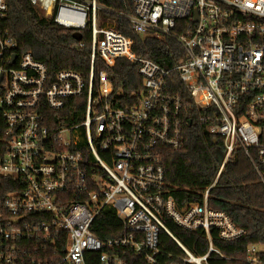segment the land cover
I'll list each match as a JSON object with an SVG mask.
<instances>
[{
	"label": "built area",
	"instance_id": "2783aa9c",
	"mask_svg": "<svg viewBox=\"0 0 264 264\" xmlns=\"http://www.w3.org/2000/svg\"><path fill=\"white\" fill-rule=\"evenodd\" d=\"M28 1L57 26L89 34V73L86 83L70 70L49 77L0 32V264H126V251L147 264H174L159 259L160 231L186 254L184 262L205 264L206 256L192 257L171 235L165 219L207 237L217 230L224 241L242 237L207 205L216 180L193 177V189L168 188L163 161L182 143L190 99L199 122L221 138L219 171L242 152L264 187V0H131L128 14L98 0ZM5 13L0 0V19ZM120 19L138 35L172 40L179 50L173 67L137 57ZM95 59L106 68L119 59L136 64L141 89L129 94L132 103L119 106L121 93L112 95L106 70L94 91ZM172 74L181 91H173ZM77 99L82 120L66 126L58 118L55 125L49 114ZM104 210L114 213L122 234L101 241L92 225ZM263 251L248 246V262L257 264Z\"/></svg>",
	"mask_w": 264,
	"mask_h": 264
},
{
	"label": "trees",
	"instance_id": "16d2710c",
	"mask_svg": "<svg viewBox=\"0 0 264 264\" xmlns=\"http://www.w3.org/2000/svg\"><path fill=\"white\" fill-rule=\"evenodd\" d=\"M6 13L0 19V32L17 42V53H29L44 65L49 77L60 70H70L88 81L90 61V36L81 32L80 41L73 39V31L57 26L46 18L28 0H4ZM115 11L132 13L131 0H98ZM119 31L132 42L131 51L139 58L150 60L166 68L173 67L178 47L169 38L156 40L134 33L123 19L119 20ZM81 44V47L79 46ZM106 70L113 83L112 95L121 93L119 106L132 103L129 94L141 89V78L137 66L125 59H119L112 68H106L99 59L93 67V88H97V74ZM173 91H181L182 85L176 74H172ZM84 103L82 99L68 101L64 110L50 113L51 121L57 125H73L82 120ZM200 112L190 99H186L182 112L183 140L179 148L167 149L164 155V181L168 188L193 189V177H203L209 183L216 180L209 190L207 205L210 209L224 213L244 235L234 241L219 238L218 231L209 230V237L202 230L186 231L172 220L164 224L171 235L194 258L206 256L205 264H250L246 249L251 245L264 247V187L259 182L252 164L242 152H235L219 171L217 153L223 154L222 141L210 135L206 124L199 122ZM191 122L189 125L188 122ZM51 123V122H50ZM49 124V122H48ZM218 174V175H217ZM92 232L99 240L117 238L122 226L111 210H104L96 217ZM158 248L162 263L187 264L186 254L160 231ZM212 251L209 252V249ZM126 264H147L142 258L126 251ZM264 264V251L258 254V263Z\"/></svg>",
	"mask_w": 264,
	"mask_h": 264
},
{
	"label": "water",
	"instance_id": "95a60500",
	"mask_svg": "<svg viewBox=\"0 0 264 264\" xmlns=\"http://www.w3.org/2000/svg\"><path fill=\"white\" fill-rule=\"evenodd\" d=\"M80 38H81L80 33H78V32H74V33H73V39H74L76 42L80 41ZM188 124L190 125L191 122L189 121ZM216 159H217V162H218L219 164H221V162H222V160H223V157H222V155H221L220 153H217V155H216Z\"/></svg>",
	"mask_w": 264,
	"mask_h": 264
},
{
	"label": "rangeland",
	"instance_id": "374dc122",
	"mask_svg": "<svg viewBox=\"0 0 264 264\" xmlns=\"http://www.w3.org/2000/svg\"><path fill=\"white\" fill-rule=\"evenodd\" d=\"M98 24H99V22H98ZM199 180H203V181H205V182H208L205 178H203V177H200V178H198V181Z\"/></svg>",
	"mask_w": 264,
	"mask_h": 264
},
{
	"label": "bare ground",
	"instance_id": "6f19581e",
	"mask_svg": "<svg viewBox=\"0 0 264 264\" xmlns=\"http://www.w3.org/2000/svg\"><path fill=\"white\" fill-rule=\"evenodd\" d=\"M110 21L108 20V21H106V23H109Z\"/></svg>",
	"mask_w": 264,
	"mask_h": 264
}]
</instances>
